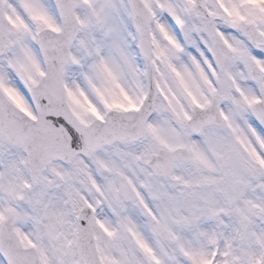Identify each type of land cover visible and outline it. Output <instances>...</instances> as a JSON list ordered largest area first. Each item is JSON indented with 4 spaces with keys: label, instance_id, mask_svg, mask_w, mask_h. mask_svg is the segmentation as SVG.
Wrapping results in <instances>:
<instances>
[{
    "label": "snow or ice",
    "instance_id": "snow-or-ice-1",
    "mask_svg": "<svg viewBox=\"0 0 264 264\" xmlns=\"http://www.w3.org/2000/svg\"><path fill=\"white\" fill-rule=\"evenodd\" d=\"M0 264H264V0H0Z\"/></svg>",
    "mask_w": 264,
    "mask_h": 264
}]
</instances>
